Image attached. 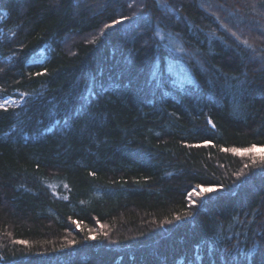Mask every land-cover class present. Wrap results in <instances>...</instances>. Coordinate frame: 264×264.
Returning <instances> with one entry per match:
<instances>
[{"label": "trees", "instance_id": "trees-1", "mask_svg": "<svg viewBox=\"0 0 264 264\" xmlns=\"http://www.w3.org/2000/svg\"><path fill=\"white\" fill-rule=\"evenodd\" d=\"M7 96L0 264H264V0H0Z\"/></svg>", "mask_w": 264, "mask_h": 264}, {"label": "snow or ice", "instance_id": "snow-or-ice-1", "mask_svg": "<svg viewBox=\"0 0 264 264\" xmlns=\"http://www.w3.org/2000/svg\"><path fill=\"white\" fill-rule=\"evenodd\" d=\"M106 27H109V26L106 25ZM5 103H7V101H5ZM0 108H4V104L3 103H0ZM196 146H198V145H191V147H196ZM255 150H256V146L255 145H252L251 147L243 148V149H240V148H228V149H223L222 148L221 149V151H228V152H231V153L237 154V155L252 153ZM249 159L252 161L253 164L256 163V159H255L254 156H250ZM261 162L264 163V157H261ZM245 167H248V165H245ZM216 190L217 189L214 188V187H208V188H205L204 189V191L205 192H208V193L214 192ZM16 243H18V244H25L26 242L25 241H16Z\"/></svg>", "mask_w": 264, "mask_h": 264}, {"label": "rangeland", "instance_id": "rangeland-1", "mask_svg": "<svg viewBox=\"0 0 264 264\" xmlns=\"http://www.w3.org/2000/svg\"><path fill=\"white\" fill-rule=\"evenodd\" d=\"M9 97H11V96H7V97L0 98V103H3L4 105H7L8 102L5 103V101H8L9 100V101L12 102L14 98L13 97L9 98ZM261 153L264 154V148H257L254 152L248 153L247 155H249V157L252 156V155H254V157H259ZM198 191H200V193H203L204 192V189L200 188ZM194 193H197V192L195 191Z\"/></svg>", "mask_w": 264, "mask_h": 264}, {"label": "bare ground", "instance_id": "bare-ground-1", "mask_svg": "<svg viewBox=\"0 0 264 264\" xmlns=\"http://www.w3.org/2000/svg\"><path fill=\"white\" fill-rule=\"evenodd\" d=\"M7 102H8V104L7 105H4V108L11 107V106H17V105L20 104V102H19L18 99H13L12 102L8 100Z\"/></svg>", "mask_w": 264, "mask_h": 264}]
</instances>
